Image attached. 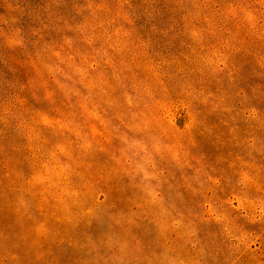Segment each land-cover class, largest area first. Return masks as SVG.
Masks as SVG:
<instances>
[{"label": "rangeland", "instance_id": "rangeland-1", "mask_svg": "<svg viewBox=\"0 0 264 264\" xmlns=\"http://www.w3.org/2000/svg\"><path fill=\"white\" fill-rule=\"evenodd\" d=\"M0 264H264V0H0Z\"/></svg>", "mask_w": 264, "mask_h": 264}]
</instances>
